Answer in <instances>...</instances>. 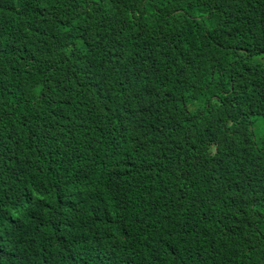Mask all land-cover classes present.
I'll use <instances>...</instances> for the list:
<instances>
[{
    "label": "trees",
    "instance_id": "obj_1",
    "mask_svg": "<svg viewBox=\"0 0 264 264\" xmlns=\"http://www.w3.org/2000/svg\"><path fill=\"white\" fill-rule=\"evenodd\" d=\"M0 264H264V0H0Z\"/></svg>",
    "mask_w": 264,
    "mask_h": 264
}]
</instances>
